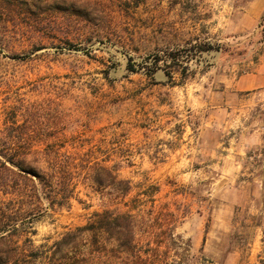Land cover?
<instances>
[{
	"label": "rangeland",
	"instance_id": "rangeland-1",
	"mask_svg": "<svg viewBox=\"0 0 264 264\" xmlns=\"http://www.w3.org/2000/svg\"><path fill=\"white\" fill-rule=\"evenodd\" d=\"M246 1L0 0V150L45 140L76 162L69 186L56 174L49 188L0 152L7 245L50 244L114 207L86 167L106 157L134 212L176 213L187 264H264V94L233 87L264 51V13L242 29ZM251 134L263 141L247 145Z\"/></svg>",
	"mask_w": 264,
	"mask_h": 264
},
{
	"label": "trees",
	"instance_id": "trees-1",
	"mask_svg": "<svg viewBox=\"0 0 264 264\" xmlns=\"http://www.w3.org/2000/svg\"><path fill=\"white\" fill-rule=\"evenodd\" d=\"M201 46L200 52L213 49L211 44ZM171 57L176 58L174 54ZM12 143L14 149L20 148L23 153L6 154L11 149V142L8 141L1 143L0 152L6 161L17 168L16 174L34 185L37 182L49 188H53L58 174L62 183L69 186L73 174L71 169L76 167L75 158L73 160L66 153L49 152L48 149L53 147L54 142L27 139ZM107 161L108 158L105 157L102 164L94 162L86 164V167L91 171V180L97 189H108L107 193L114 194V207L94 211L85 224L68 230L50 244L45 242L34 247L32 240L28 239L29 250L14 246L10 242L6 244L3 224L6 223L5 220L11 219V214L2 211L0 264H187L189 256L183 258V252L178 251L183 242L175 243L176 239L181 238V234L173 236L172 223L176 213L170 210L167 204L156 208L154 203L147 209L134 212L138 209L137 198L125 200L132 190L131 181L117 176L115 170L120 166L119 162L109 167L105 164ZM126 163L129 165L131 160L128 159ZM42 164L48 165L52 172H43L40 168ZM158 189L155 188L154 191ZM37 197L38 200H48L50 208L53 209L56 203L54 195L43 192V196ZM121 205L125 206L126 210H121ZM174 245L176 248L172 250ZM190 247L188 240L184 249L188 251Z\"/></svg>",
	"mask_w": 264,
	"mask_h": 264
},
{
	"label": "crops",
	"instance_id": "crops-1",
	"mask_svg": "<svg viewBox=\"0 0 264 264\" xmlns=\"http://www.w3.org/2000/svg\"><path fill=\"white\" fill-rule=\"evenodd\" d=\"M246 14L253 20V23L245 22L242 29L253 28L254 24L264 13V0H248L245 3ZM234 90L236 92L253 91L260 89L261 94H264V51L259 57V63H257L250 71L243 75H240L233 83ZM257 138V137H256ZM255 138L253 134L246 138L247 145H253L254 143L263 141L262 138ZM263 188V184L260 181L255 184V191L258 192Z\"/></svg>",
	"mask_w": 264,
	"mask_h": 264
}]
</instances>
